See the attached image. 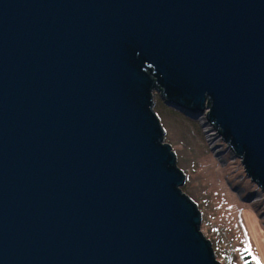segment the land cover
Here are the masks:
<instances>
[{
    "label": "water",
    "instance_id": "obj_1",
    "mask_svg": "<svg viewBox=\"0 0 264 264\" xmlns=\"http://www.w3.org/2000/svg\"><path fill=\"white\" fill-rule=\"evenodd\" d=\"M155 92L264 194V0H0V264H222Z\"/></svg>",
    "mask_w": 264,
    "mask_h": 264
},
{
    "label": "rangeland",
    "instance_id": "obj_2",
    "mask_svg": "<svg viewBox=\"0 0 264 264\" xmlns=\"http://www.w3.org/2000/svg\"><path fill=\"white\" fill-rule=\"evenodd\" d=\"M153 107L165 131L164 139L185 174L182 190L197 203L201 230L211 240L216 258L222 264H264V194L246 177L240 159L229 151L220 155L226 144L205 117L193 120L175 111L164 105L156 92ZM207 129L215 135L211 142ZM235 186L246 190L240 192L242 198L256 192L261 197L244 201Z\"/></svg>",
    "mask_w": 264,
    "mask_h": 264
},
{
    "label": "flooded vegetation",
    "instance_id": "obj_3",
    "mask_svg": "<svg viewBox=\"0 0 264 264\" xmlns=\"http://www.w3.org/2000/svg\"><path fill=\"white\" fill-rule=\"evenodd\" d=\"M233 189L238 190L239 193L242 192V191H244L242 187H238V186L233 187ZM245 192H246V190H245L242 194H244ZM240 194H241V193H240ZM242 194H241V195H242ZM252 195H253V194H252ZM252 195L249 194V196H252ZM242 197H243V195H242Z\"/></svg>",
    "mask_w": 264,
    "mask_h": 264
},
{
    "label": "bare ground",
    "instance_id": "obj_4",
    "mask_svg": "<svg viewBox=\"0 0 264 264\" xmlns=\"http://www.w3.org/2000/svg\"><path fill=\"white\" fill-rule=\"evenodd\" d=\"M213 130V129H212ZM205 133H207V137H208V139H209V141L211 142V140L213 141L214 139L212 138V136L214 135H212L211 134V132H210V130L208 131V129L206 130V132ZM215 136V135H214ZM212 138V139H211ZM216 139V138H215Z\"/></svg>",
    "mask_w": 264,
    "mask_h": 264
},
{
    "label": "trees",
    "instance_id": "obj_5",
    "mask_svg": "<svg viewBox=\"0 0 264 264\" xmlns=\"http://www.w3.org/2000/svg\"><path fill=\"white\" fill-rule=\"evenodd\" d=\"M247 257V256H244V258ZM245 264H251V262H246Z\"/></svg>",
    "mask_w": 264,
    "mask_h": 264
}]
</instances>
